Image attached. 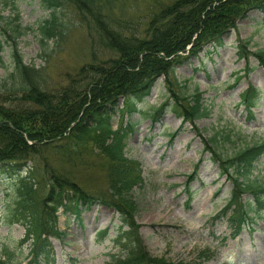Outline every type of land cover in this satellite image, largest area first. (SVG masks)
<instances>
[{"label":"trees","instance_id":"16d2710c","mask_svg":"<svg viewBox=\"0 0 264 264\" xmlns=\"http://www.w3.org/2000/svg\"><path fill=\"white\" fill-rule=\"evenodd\" d=\"M124 1L43 0L50 15L37 28L40 56L49 57L50 42L65 38L68 29L58 15L64 8L78 15L89 39V60L55 87L41 68L24 62L18 48V41L33 29L23 27L15 11L3 24L0 65L10 40L14 43L11 78L19 82L0 102V169L21 176L18 213L30 220L27 239L33 236L27 264L56 263L50 237L66 234L58 228L59 211L81 223L82 215L96 204L119 215L113 239L119 251L111 254L107 264H190L154 257L144 245L136 221L138 204L132 196L144 184L143 169L126 153L137 124L130 120L116 128L113 125L117 114L122 118L139 112V104L147 102L161 78L167 91L165 101L148 116L156 123L170 111L182 119V126H192L204 151L233 186L229 203L213 220L226 219L235 238L254 223L255 214L264 211V184L253 178L256 164L264 158V142L224 157L216 141L207 140L196 128L209 115L203 94L199 90L193 95L184 93L175 75L177 66L198 58L205 48L211 47L212 52L223 48L231 31L250 13L260 12L264 19V0H172L157 7L136 28L128 20L123 22V15H115L116 5L124 7ZM237 42L239 60L249 65L255 57L264 66V50L250 51V40L238 38ZM262 100L263 93L249 84L240 105L253 119ZM91 169L102 172L105 188L91 186ZM192 180L188 176L185 185L188 207L193 199ZM246 194L252 198L245 200Z\"/></svg>","mask_w":264,"mask_h":264},{"label":"rangeland","instance_id":"374dc122","mask_svg":"<svg viewBox=\"0 0 264 264\" xmlns=\"http://www.w3.org/2000/svg\"><path fill=\"white\" fill-rule=\"evenodd\" d=\"M158 1L125 0L124 7L116 5L115 15H123V22L128 20L136 28L157 7L172 0ZM14 11L19 13L23 27L33 29L18 41L25 63L41 68L52 86L62 84L68 74H74L89 60L87 29L71 8L58 12L68 32L62 41L50 42L49 57L44 53L40 56L42 48L37 32L38 24L50 15L43 0H0V15L5 18L0 20V37L4 22L13 18ZM238 38L250 40L252 52L264 50L261 13L252 12L239 22L223 48L212 52V48L207 47L198 58L175 70L184 93L193 95L199 90L203 94L209 115L199 120L196 128L207 140L216 141L215 147L224 157H233L264 141V97L252 121L240 106V95L249 84L264 93V66L251 57L247 72V61L237 57ZM8 42L0 65V102L7 99L9 90L19 82L11 78L14 43ZM166 93L165 80L161 78L147 102L139 104V112L131 116L126 113L122 118L117 114L113 119L115 128L130 120L137 124L126 153L130 159L140 162L143 169L144 184L135 188L132 196L138 204L136 221L144 245L154 257L175 263L264 264V211L236 238L232 237L226 220L211 222L231 199V181L226 175L222 176L219 165L204 151V144L192 126L181 127L182 120L174 113L166 112L153 125L148 115L164 102ZM119 104L123 108L124 100ZM190 174L193 175V199L188 207L185 185ZM20 177L0 169V261L8 264H26L33 245V236L26 237L30 220L24 218V214L21 218L18 213ZM253 178L264 184V158L256 164ZM91 186L105 188L102 172L91 169ZM244 198L252 197L246 194ZM119 225V215L100 204L86 211L81 223L73 216L68 218L58 212V228L66 234L50 237L56 264H107L111 254L119 251L113 240ZM202 253H207L208 258Z\"/></svg>","mask_w":264,"mask_h":264}]
</instances>
